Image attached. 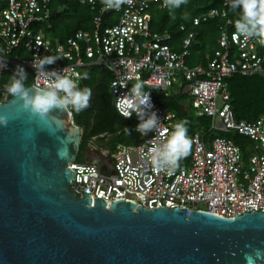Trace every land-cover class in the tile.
<instances>
[{"label": "built area", "instance_id": "2783aa9c", "mask_svg": "<svg viewBox=\"0 0 264 264\" xmlns=\"http://www.w3.org/2000/svg\"><path fill=\"white\" fill-rule=\"evenodd\" d=\"M220 1L221 8L203 10L189 24L181 25L187 35L177 51L168 42L169 32L151 29L152 10L164 9V0H133L119 10H106L101 0H79L94 11L93 28L78 30L65 41L51 38L42 27L51 17L52 0H0V59L6 61L0 69V102L11 97L4 84L17 66L25 70L31 85L45 83L32 67L35 55L61 57L49 70L66 69L73 77L82 75L86 66L110 69V92L120 115L121 99L141 80L150 93L151 110L160 119V132L139 133L136 144H117L103 169L92 162L69 163L75 172L72 191L78 197L91 196L92 201L104 199L107 207L125 199L146 208L187 207L225 217L264 212V115L252 121L238 120L228 89V78L234 74L264 75V45L239 35L235 29L239 9L233 12L228 0ZM216 18L221 19L220 36L213 54L205 65H190L201 24ZM177 86L185 88L195 115L211 119L210 130L215 135L207 139L202 129L196 130L190 153L179 168L159 171L150 163V149L170 134L179 117L155 93L168 95ZM231 133L248 137L250 143L237 144L225 135Z\"/></svg>", "mask_w": 264, "mask_h": 264}, {"label": "water", "instance_id": "95a60500", "mask_svg": "<svg viewBox=\"0 0 264 264\" xmlns=\"http://www.w3.org/2000/svg\"><path fill=\"white\" fill-rule=\"evenodd\" d=\"M0 115L9 117L0 125V264H246V252H264V212L225 217L78 197L69 163L78 161L83 130L74 114L53 113L57 129L10 97Z\"/></svg>", "mask_w": 264, "mask_h": 264}, {"label": "trees", "instance_id": "16d2710c", "mask_svg": "<svg viewBox=\"0 0 264 264\" xmlns=\"http://www.w3.org/2000/svg\"><path fill=\"white\" fill-rule=\"evenodd\" d=\"M3 5L0 4V8ZM211 7H222L220 0H188L184 5L175 11V19L169 14L168 9H153L151 16V29L160 33L171 34L168 42L172 47L180 51L181 43L187 35L186 30H181V25L189 24L192 17L201 11ZM52 14L48 22L42 25L45 33L53 39L65 41L66 38L78 30H91L93 28L92 11L88 4H81L79 0H52ZM105 18V21H107ZM238 18H236L237 20ZM115 19H109V22ZM220 18L203 22L200 26V35L192 45V56L189 59L190 65L206 64L209 55L213 54L214 46L220 36ZM106 24V23H105ZM82 74L88 73L89 79L81 81V86H88L92 90L89 106L74 113L75 123L83 126V140L80 147L79 162L81 153L86 149L88 139L100 134H110L113 143L136 144L140 141V134L135 131L139 123L137 117L124 119L114 104V98L110 92V84L113 74L110 69L103 65H91L82 68ZM31 85L30 81L26 82ZM228 89L231 97V104L238 120L252 121L264 115V75L234 74L228 78ZM155 98L163 105L175 111L180 120L188 122V135L202 129L207 139H211L215 133L210 130L211 119L205 116L193 115L191 100L183 86L177 87L175 91L155 93ZM218 134H224L219 132ZM231 137L237 144L244 146L250 143L248 137L237 134H225ZM116 147V146H115Z\"/></svg>", "mask_w": 264, "mask_h": 264}, {"label": "clouds", "instance_id": "9594fccd", "mask_svg": "<svg viewBox=\"0 0 264 264\" xmlns=\"http://www.w3.org/2000/svg\"><path fill=\"white\" fill-rule=\"evenodd\" d=\"M188 0H164V7L175 19V11ZM106 10L119 8L123 4L131 5L133 0H101ZM228 7L236 12L239 9V18L235 23L236 32L246 38H255L264 45V0H228ZM59 56H39L32 59V67L36 69V75H42L45 83L37 86L28 85L27 73L17 66L15 73L4 84L6 93L20 103L22 112L27 113L30 119L37 123L51 122L57 129L61 128L58 115L53 113H79L85 110L90 103L92 90L88 86H81V81L89 79V74L84 73L73 77L66 69L49 70L48 66L60 60ZM6 67V61L0 59V69ZM143 81L137 80L131 89L120 101L121 115L129 119L135 114L139 120L136 131L142 136L149 132L159 133L161 122L153 108L151 96L144 90ZM9 117L0 115V125L7 126ZM188 122L177 121L170 134L151 147L149 152L150 163L159 171L174 172L180 166V161L185 159L191 150L192 141L188 135ZM31 138V130L25 133ZM68 154L67 145L58 149L60 158ZM264 258V252L260 249H252L244 254L246 264H256V261Z\"/></svg>", "mask_w": 264, "mask_h": 264}, {"label": "crops", "instance_id": "0c3cea01", "mask_svg": "<svg viewBox=\"0 0 264 264\" xmlns=\"http://www.w3.org/2000/svg\"><path fill=\"white\" fill-rule=\"evenodd\" d=\"M181 87V86H177ZM175 87V90L177 89ZM85 131L83 126H80ZM112 135L110 134H100L98 136H93L88 139L86 143V149L81 153V159L84 162H92L98 164L102 169L104 168L103 164L105 161L109 160L115 146L119 143H113ZM100 140V143H96V140Z\"/></svg>", "mask_w": 264, "mask_h": 264}, {"label": "rangeland", "instance_id": "374dc122", "mask_svg": "<svg viewBox=\"0 0 264 264\" xmlns=\"http://www.w3.org/2000/svg\"><path fill=\"white\" fill-rule=\"evenodd\" d=\"M171 91H175V87H171V88L169 89V92H171ZM190 100H191V99H190ZM191 113H192L193 115H195L193 111H192ZM100 142H101L100 140H98V139L96 140V143H100ZM77 160L80 161L79 158H78Z\"/></svg>", "mask_w": 264, "mask_h": 264}]
</instances>
